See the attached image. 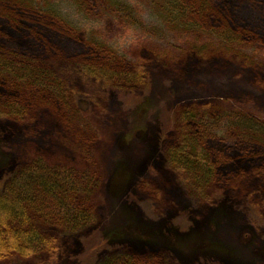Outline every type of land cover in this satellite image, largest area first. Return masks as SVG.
I'll return each mask as SVG.
<instances>
[{
  "label": "rangeland",
  "instance_id": "374dc122",
  "mask_svg": "<svg viewBox=\"0 0 264 264\" xmlns=\"http://www.w3.org/2000/svg\"><path fill=\"white\" fill-rule=\"evenodd\" d=\"M20 14L62 32L44 29L51 39L34 43V32L12 26ZM97 47L121 69L149 62L145 86L96 78L105 60ZM0 53L23 60L0 58V190L41 156L37 173H63L79 198L88 188L95 211L85 231H56L55 250L0 264H116L118 255L264 264V173L240 160L264 168V0H0ZM33 65L46 73L39 90ZM184 105L195 110L198 146L215 174L200 196L168 164L190 127ZM227 167L244 175L223 180ZM98 170L93 188L84 179ZM26 179L14 181L15 192Z\"/></svg>",
  "mask_w": 264,
  "mask_h": 264
},
{
  "label": "trees",
  "instance_id": "16d2710c",
  "mask_svg": "<svg viewBox=\"0 0 264 264\" xmlns=\"http://www.w3.org/2000/svg\"><path fill=\"white\" fill-rule=\"evenodd\" d=\"M21 2L30 7L28 3ZM209 9L207 8L208 12H212ZM11 23L20 32H30V30L34 32V43L49 41L51 39L49 35H43L41 33L44 32L42 31L44 29H53L55 32H62L45 22H38V20L27 22V18L22 14L15 20H12ZM97 48V53L104 55L105 60L101 58L96 61L92 71V74L96 78L100 80L106 79L108 76L111 79L120 78L118 80L121 81H115L125 84L130 89L138 85L145 86V81L146 79L148 80L147 70L149 62H139L138 64L140 65H134V68L132 66L130 70L126 68L121 69L113 60L112 64L114 66H112L109 63L110 55L105 53L100 47ZM0 58H4L9 65L16 63L19 66L22 64L21 61H23L17 60L15 57L12 58L10 53H0ZM86 66L87 64H84V69L87 71ZM28 72L33 76V83H35L33 87L39 90L37 87L38 83L41 82L38 81L44 82L46 73L42 68L34 65L33 70H29ZM194 111L193 106L190 105H184L180 110L186 127H190L186 129L185 134L178 140L177 145L169 149L168 164L173 170L175 169L174 171H182L187 176L183 180L186 182L188 190L200 196L204 194V187L207 186V183L214 180L215 174L210 172L212 170L209 167L207 168L206 164H208L209 159L199 149V125L193 121ZM85 121L86 119L82 118L78 122L86 123ZM92 127L87 126V128L91 129ZM82 140L89 143L94 141L90 135L83 136ZM78 154L81 159H86L87 162H93L96 158L92 154L91 156L94 158L89 160L83 151L78 152ZM31 156L33 159L27 163V166L18 169L17 173L16 171L13 172V177L5 180L6 183L0 190V259L8 258L14 254L27 258L44 250L51 252L59 245L60 238L55 234L56 231L69 232L71 235H77L85 231L90 226V222L95 218V211L90 208L94 200H87L90 193L88 188H85L87 190L84 189V194L87 197L85 196L84 199L79 198L77 195L81 193V190L75 186L76 182L74 183L73 179H69L68 181L65 179L63 173L57 170L48 173L49 177H46L45 174H38L37 172L41 171V168L44 167V160L41 156ZM241 159L246 160L249 166H254L257 174L262 175L264 173V168L256 165L258 161L252 157L248 156V159L242 157ZM236 161L238 160L236 159ZM236 161L231 162L233 167ZM250 162L252 164H249ZM222 172L226 176L223 180L226 179L231 182L236 178V175H232L235 172L239 176L244 175L242 169H237L236 171L235 168L234 171H231L230 167H227V170L226 168H222ZM101 174V170H98L99 176L95 180L85 178L84 181L93 188H96L100 186ZM21 176H25L27 179L23 184L18 185L21 190L15 192V188H13L14 181ZM42 205L48 207H42ZM47 221H50L49 224L52 222L54 225H46ZM135 259L130 260L126 255H118L115 258V263L137 264L136 262L138 260ZM109 261L112 262L113 260ZM141 261L146 264H164L159 258L157 260L154 257L151 260L144 259Z\"/></svg>",
  "mask_w": 264,
  "mask_h": 264
}]
</instances>
